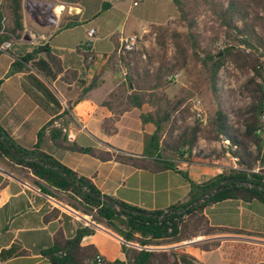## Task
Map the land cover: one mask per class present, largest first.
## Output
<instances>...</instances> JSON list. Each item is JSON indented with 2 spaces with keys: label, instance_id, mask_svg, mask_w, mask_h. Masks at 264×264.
<instances>
[{
  "label": "crops",
  "instance_id": "crops-1",
  "mask_svg": "<svg viewBox=\"0 0 264 264\" xmlns=\"http://www.w3.org/2000/svg\"><path fill=\"white\" fill-rule=\"evenodd\" d=\"M105 1L80 0L78 6L56 5L54 11L58 12L61 7L64 9L69 7L68 15L77 14L82 21L78 25H82L91 17L97 20L96 8ZM109 1L112 3L108 2L109 5L104 10L110 11L123 3V0ZM134 1L136 4H133ZM151 1H157L156 6L151 4L148 7L146 3L137 19L145 20L144 15H155L148 19L151 20L150 26L132 21L126 26L113 27L109 35H112L114 50L100 57L95 54L92 47L95 59L92 64L85 66L80 54L75 51L76 47L51 43L52 36L59 32L61 34L71 31L78 25L58 27L51 32V24L43 20L42 16L38 18L41 24H37L33 18L42 15L46 10V4L22 0V6L26 4V8L23 7V34L30 31L35 37L29 34L28 38L23 36V41L16 43L20 46L28 44L26 51L30 50L37 40L39 43H47L52 52L60 58L63 72L50 83L37 74L58 98L60 108L41 98V94L26 80L25 72L8 74L10 64L16 55L14 54L16 46H13L11 50L2 51L0 54V58L4 57L3 67L0 68V125L19 145L30 148L37 140L38 131L55 115L68 109V115L59 116L53 123V126L64 129L63 133L68 142H75L82 147L93 146L103 149L110 145L126 153L141 154L144 133L151 134L155 127L151 122L142 124L140 113L150 112L151 107L147 103L139 108L130 107L121 112L114 122L106 124L104 120L114 117V113L102 105V101L122 86V77L110 67V56L116 49L119 36L140 33L148 27L162 26L174 16L165 13L164 8L160 9L161 1ZM144 2L145 0H132L135 6L143 5ZM57 16L61 20L62 12H58ZM96 20H94L96 25L102 27L104 20L99 22ZM36 25H39V28H36ZM91 28L93 27H88V30ZM74 71L76 76L72 78L70 74H74ZM92 80H96L95 85L83 92V88ZM122 100L125 101V98ZM41 148L78 174L91 178L102 194L146 211L166 209L187 200L191 189L189 180L201 183L230 170V159L225 153L218 154V150L216 153L213 149H205L204 145L201 146L200 152L203 156H209L211 160L181 161L178 163V170L166 169L157 172L115 160L102 161L83 152L56 148L49 139L47 129L43 135ZM35 181L43 183L18 164L0 162V251L8 249L11 245L25 251L0 261V264H52L42 251L52 246L55 233L61 230L63 236L68 238L74 234L78 226H82L81 222L64 208V205H69L83 210L76 201L64 191L49 188L51 193L47 195L61 203L58 204L45 196V192H39L37 190L39 186ZM73 202L77 207L71 205ZM54 210L57 213L53 215ZM202 213L207 219V226L216 228L215 232L174 243L153 244L147 250L166 252L169 262L174 261L175 257L171 251H175L177 254L190 255L194 264L264 263V204L255 200L244 202L240 199H226L205 206ZM47 216L49 218L45 219ZM121 239L103 224L102 228L85 235L80 244L93 245L96 251L110 261L132 264L123 246L139 249L135 242L134 245H127ZM161 245L162 248L156 247Z\"/></svg>",
  "mask_w": 264,
  "mask_h": 264
},
{
  "label": "trees",
  "instance_id": "trees-1",
  "mask_svg": "<svg viewBox=\"0 0 264 264\" xmlns=\"http://www.w3.org/2000/svg\"><path fill=\"white\" fill-rule=\"evenodd\" d=\"M56 1L61 4L78 6L80 0ZM173 2L179 16L184 18L183 0H173ZM205 2L210 5L212 0H205ZM108 5V2H102L101 8L105 9ZM216 5L215 3L212 4L215 13L223 20L224 24L234 32L233 34L235 36L232 38V41L228 42L226 46L215 53L202 50L203 55H201L194 50L193 54L200 64V72L203 74L208 88L215 98H217L218 93L217 73L227 58L232 59L238 67H248L252 70L253 75L245 85V90L251 96V102L243 113L245 126L243 133L239 134L236 129H233L228 123L226 114L221 109H217L214 115L209 119L207 128L202 127L199 122H195L194 125L186 126L178 133L174 134L176 119L173 118L172 113L181 104V100H177L171 108H168L167 105L166 107H157L153 112L140 113L142 124L151 122L155 129L151 134L144 133L143 151L141 154L135 155L126 153L110 145L107 146L108 148L103 149L93 146L82 147L75 142H68L62 128L53 126L54 121L59 116L69 114L68 109H64L60 114L51 118L38 131L37 140L30 148L19 145L0 125V137L3 136L6 142L16 152L32 158L31 160H27L15 157L0 139V162L15 163L22 166L43 182L35 181L43 192L47 194L51 193L49 188H55L66 192L85 212L94 213V219L97 222L103 223L123 239L138 242L140 244L158 245L179 242L197 236L199 229L203 227L204 231L202 234L204 235L215 232L216 228L207 226V219L202 213L205 206L215 202L226 199H240L244 202L255 200L264 204L263 174L230 169L201 183L190 181L184 174L191 186L187 200L173 204L166 209L149 211L158 214L169 211L170 213L162 221H159L158 218L144 216L142 214L130 213L129 216H125L124 212L114 210L109 203L89 193V191H91L94 194H102L91 178L78 174V172L66 166L52 154L41 148L43 135L47 129L49 139L56 148L83 152L102 161L115 160L120 163L132 165L136 168L157 172L166 169L178 170L177 166L181 161L193 162L197 160H211L209 156H203L199 151L193 153L192 149L197 146L199 137L206 140H216L220 135H224L233 145L238 147L237 153L240 162L246 167L250 168L252 162L255 160L253 152L248 149L249 142H253L258 151H261V160L264 161V146H262L260 136L255 133L256 128L260 125V116L262 112H264V84L256 81L257 78L264 81V62L261 60V57L264 56V40L256 34L253 25L246 22V12L241 10L236 0H229L228 5L224 9H215L214 6ZM4 16L9 19L8 23L2 22ZM235 17L243 21L242 26L233 23ZM80 23H82V21L79 20L78 15L72 14L64 17V22L61 23L59 28L73 27ZM188 25L189 31L193 23L189 22ZM157 28L158 44L161 48H164L167 30L162 28V26ZM23 29L22 0H3L0 2V44L8 40L11 36L21 38L23 36ZM172 36L176 39L178 51L182 54V58L185 59V46L182 42L177 40L181 34L174 31ZM186 36L188 40H190L191 37L192 41H196V35L194 33L189 32ZM86 43L88 42L83 43V47L86 46ZM194 43L193 47L197 48L196 42ZM81 44L77 45L75 51L80 54L85 63L84 65L89 66L95 59V55L91 47H87L90 49V51L87 52L81 50ZM246 49H248V51H246ZM1 53L2 51L0 50V54ZM88 55L91 56L89 62L86 61ZM110 57H115V51ZM121 62L127 68L125 83L122 85L125 86L128 93L124 97L125 101L122 100L118 91L111 92L108 98L102 101V105L106 106L114 113V117L104 120L106 124L114 122L118 119L121 112L130 107L139 108L144 103L152 102L149 96L153 94H146L147 89L150 88L148 82L150 74L145 68L141 52H130L121 57ZM18 72L26 73V80L41 94L42 99L50 101L60 108L58 98L42 80L44 79L46 82L50 83L52 79L63 72L60 58L52 52L47 43H39L30 50L26 51L24 49L22 54L15 55L10 64L8 74ZM159 73L160 70H158L157 74ZM37 74L40 75L42 79H40ZM74 74L72 73V78L76 76V71H74ZM95 81L96 80H92L88 86L83 88V92L91 89L95 85ZM106 131L109 132L107 129ZM220 157L219 155L218 158ZM36 160L54 165L56 168L65 172L72 181L84 186L87 191L80 189L57 171L38 163ZM228 177L246 181L248 185L225 182ZM218 184L226 187L212 195L204 203L195 207H189L185 211H182L193 199L201 196L207 190ZM114 200L121 205L125 212L139 209L121 200ZM74 207H77V205L74 204ZM56 213V210L52 212L53 215ZM49 216L45 217V219H48ZM93 232V228L89 226H78L73 235L65 238L61 230H59L55 233L52 246L44 249L42 254H44L52 264H85V259L91 257L97 251L93 245L82 246L80 242L85 235L92 234ZM205 247L208 248V246ZM123 249L128 260H131L132 264H194L193 258L185 253L177 254L175 251H171L175 259L169 262L166 252H155L147 249L136 250L126 248L125 246H123ZM23 252L25 251L21 250L18 246L11 245L8 249H2L0 251V261L22 254Z\"/></svg>",
  "mask_w": 264,
  "mask_h": 264
},
{
  "label": "rangeland",
  "instance_id": "rangeland-1",
  "mask_svg": "<svg viewBox=\"0 0 264 264\" xmlns=\"http://www.w3.org/2000/svg\"><path fill=\"white\" fill-rule=\"evenodd\" d=\"M34 1L43 3L44 5L46 4V7L48 4H54L55 6L61 5V3H58L56 0ZM106 1L110 4L112 3L109 0ZM159 1H161L160 9L164 8L165 13L174 16L162 25V28L167 30L164 48H161L158 44L157 27L159 26L157 25L155 27L157 32L155 39L150 44L145 57L142 56L143 52H141L145 68L150 74L148 77L150 88L147 89L146 94H153L149 96L152 102L147 103L151 107V111L153 112L157 107H166L167 105L168 108H171L177 100H181V104L172 113L173 118L176 119V126L173 132L176 134L184 127L194 125L195 122H199L202 127L207 128L209 119L214 115L217 109H221L226 114L228 123L231 127L236 129L239 134L243 133L245 128L243 113L251 102V96L245 90V85L253 75L252 70L248 67H238L232 59L227 58L217 73L218 93L217 98H215L208 88L203 74L200 72V64L193 54L194 50L201 55H203L202 50L215 53L233 40L232 38L235 36L233 34L234 32L224 24L223 20L215 13L212 6V4L215 3L217 4L214 6L215 9H224L228 5L229 0H212L210 5L206 3L205 0H183L184 18H181L179 13H177L172 0ZM236 1L241 10L246 12V22L253 25L256 34L264 40V0ZM156 2L157 1L152 2L151 0H145L143 5L135 6L132 4V0H123L120 7L116 6L110 9V11L104 10L99 6L96 8L98 9L96 12L98 21L91 17L84 24L74 27L71 31L61 34H59V32L57 35L52 36L51 43L53 45H65L75 48L78 44L91 42L95 54L102 57L114 50L115 45L112 35H109V31L117 25V27H119V25L126 26L132 21L150 26L151 20L148 19L155 17V15H144L145 20L138 21L137 19L140 17L139 12L141 8H144L146 3L148 7H150L151 4L156 6ZM63 9L64 7H61V10L58 11L62 12L63 16L61 20L59 18L57 27H60L61 23L64 22V17L70 14L68 8ZM93 19L97 22H99V20H104L102 27H98ZM189 22H192L193 25L188 31ZM233 23L238 26L243 25V21L237 17L234 18ZM38 26L39 25H36V28H39ZM90 26L95 30L93 36H90L88 33V27ZM57 27L51 25V32L56 30ZM174 31L181 34L177 40L182 42L185 46V59L182 58V54L178 51L176 39L172 36ZM189 32L196 35V41H192L191 37L190 40L187 39L186 35L189 34ZM27 34L29 36V32ZM194 42H196L197 48L193 47ZM37 44H39L38 40L36 44L32 46H36ZM13 46H16V50H12L14 54L20 55L24 52L28 44L20 46L15 43ZM3 58V56L0 58V68L3 67ZM110 60V67L113 71H117L118 73V67L115 64L116 58L112 57ZM261 60L264 62V56L261 57ZM158 70H160L159 74H157ZM69 73L68 71V74ZM174 73L178 74L174 79L168 78L170 74ZM70 75V77H72V74ZM258 79L259 78L256 79L257 82ZM121 83L124 84L125 80L122 79ZM118 93L124 98L128 91L125 86L122 85ZM195 102H199L197 106L204 110V121L193 116L194 111H192V108ZM219 138L216 140H206L199 137L197 146L192 149V152L193 150V153L199 151L201 154L200 148L204 145L205 149H213L215 152L218 150V154H221L223 150L219 147ZM208 144L210 145L208 146ZM211 144H213V146ZM252 145L255 144L249 142L248 149L253 152L255 156V160L252 162L251 167L257 164L264 166V161L261 160V151H258L256 145L251 149ZM203 231L204 227L199 229L198 235H203ZM189 239L192 238L190 237Z\"/></svg>",
  "mask_w": 264,
  "mask_h": 264
},
{
  "label": "built area",
  "instance_id": "built-area-1",
  "mask_svg": "<svg viewBox=\"0 0 264 264\" xmlns=\"http://www.w3.org/2000/svg\"><path fill=\"white\" fill-rule=\"evenodd\" d=\"M2 1L3 0H0V2H2ZM133 4H136V2L134 1ZM54 8H55V5L53 6V9L50 10L45 15H38V16L39 17L42 16L43 20H46L51 25L57 27L59 17L57 16L58 12H55ZM68 9H70V8L68 7ZM43 12H42V14H43ZM2 22L3 23L8 22V18L6 16H4L2 19ZM155 27L156 26L144 28L142 30V32H140V33H128V34H121L119 36L118 43H117V46L115 49V58H116L115 64L118 67V71H119L118 73L120 74V76L122 77L123 80H125V76L127 74V68L121 62V57L127 55L130 52H139V51L143 52L142 56L145 57L146 53L148 52L150 44L155 39V36L157 33ZM28 32H29L31 37H35V34L33 32L32 33L30 31H28ZM28 32H26V33H28ZM94 32H95V30L93 28L89 29V31H88L90 36H93ZM23 36H24V34H23ZM23 36L21 38H15L14 36H11L8 40H6V41L2 42V44H0V50L1 51L11 50L13 48L14 43L23 41V39H24ZM87 47H91V50H92L91 42L86 43L85 47H83V43H82L80 49L84 50L85 52L90 51V49ZM246 51H248V49H246ZM90 59H91V56L88 55L86 61L89 62ZM177 75H178L177 73L170 74V76H168V78L174 79ZM258 82L261 84H264V81H262L261 79H258ZM198 103L199 102H195L193 105V108H192V111H194L193 116L204 121L205 120L204 110L197 106ZM263 104H264V99H263ZM63 131H64V129H63ZM255 133L260 136V138L262 140V146H264V112H262V114L260 116V125H259V127L256 128ZM219 144H220L219 147L222 148L223 153H225V155H227L230 159V166H229L230 168L229 169H231V170H244L247 172H255V173H262L263 174L262 182L264 185V170H263L264 166L257 164L254 167L248 168L245 165H243L240 162L239 155L237 153L238 147L236 145H233L229 141V139L227 137H225L224 135H220ZM254 147H255V145H252L251 149ZM193 152H194V150H193ZM37 190L39 192L42 191L40 188H38ZM44 195L51 198L56 203L61 204L59 201H57L54 198L47 195V193ZM64 208H65L66 212L73 215L76 220L81 222L82 226H89V227L93 228V230L100 229L103 227V224L101 222H97L94 219V213L85 212L84 210H79V209L73 208L69 205H64ZM121 240L124 244L134 245L133 241H128V240H125L123 238ZM135 245H136L137 249H139V250L148 249V248L152 247V246H150V244H140L138 242H135ZM156 247L162 248V245L156 246ZM84 262H85V264H122V263L117 262V261H110L109 259H107L104 255H102L98 251L95 252L91 257H88L87 259H85Z\"/></svg>",
  "mask_w": 264,
  "mask_h": 264
},
{
  "label": "water",
  "instance_id": "water-1",
  "mask_svg": "<svg viewBox=\"0 0 264 264\" xmlns=\"http://www.w3.org/2000/svg\"><path fill=\"white\" fill-rule=\"evenodd\" d=\"M53 6L54 4H48V6L46 7V10L43 12L42 15H45L46 13H48L50 10L53 9ZM23 7L26 8V4L24 3L23 4ZM35 22L37 24H41L38 20L39 16L37 17H33ZM28 34L25 33L24 34V38H28ZM131 86V84H130ZM1 141L3 142V144L5 145V147L11 152V154H13L15 157L21 159H27V160H31L32 158L30 156H26V155H22L18 152H16L7 142L6 140L4 139L3 136L0 137ZM38 163L46 166V167H49L55 171H57L59 174H61L62 176H64L68 181L70 182H73L77 187H79L80 189L84 190V191H87V189L80 185V184H77L75 181H72V179L65 173L63 172L62 170L56 168L54 165H51L50 163H47V162H43V161H40V160H36ZM225 182H232V184H242V185H248V183L246 181H243V180H239V179H235L234 177H228L226 179ZM226 186L224 185H221V184H218L212 188H210L209 190H207L204 194H202L201 196L193 199L189 204H187L184 209H182V211H185L187 208L189 207H195V206H198L202 203H204L205 201H207L212 195H214L215 193L221 191L223 188H225ZM89 193L95 197H98L104 201H106L107 203H109L114 210L116 211H119V212H124L125 216H129L130 213H134V214H142L144 216H150V217H153V218H158L159 221H162L164 218H166V216L170 213L169 211H166L164 213H161V214H158V213H152V212H149V211H144V210H140V209H135V210H131V211H127L125 212L121 205L116 201L114 200L112 197L108 196V195H105V194H94L93 192L89 191Z\"/></svg>",
  "mask_w": 264,
  "mask_h": 264
}]
</instances>
